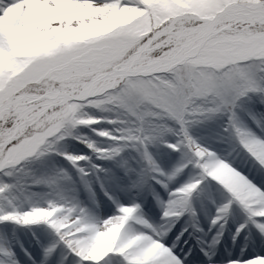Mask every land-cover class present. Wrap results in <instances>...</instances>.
Wrapping results in <instances>:
<instances>
[{
    "label": "rangeland",
    "instance_id": "1",
    "mask_svg": "<svg viewBox=\"0 0 264 264\" xmlns=\"http://www.w3.org/2000/svg\"><path fill=\"white\" fill-rule=\"evenodd\" d=\"M233 1L256 0H155L164 14L169 16L145 36L136 33L141 29L131 31L130 28L138 27L142 21L134 20L144 12L146 4L142 0H136L132 6L125 7H120L117 0L115 6L102 9L89 5L73 8L69 6L71 0H61L59 14L69 18V23L54 33L49 32L46 27L41 29L31 17H27L18 27H14L9 19H0V35L16 37L35 50L31 59L20 61L17 67L0 74V128L13 134L9 139L15 138L16 133L26 139L40 135L39 130L47 122L72 109L81 117L91 116L100 120L96 124L75 128H71L65 120L64 132L61 135L68 134L63 139L57 137L50 141L49 150L42 155L37 154L25 159L18 166L9 169L10 174L0 172V186H7L6 191L0 193V211L24 212L33 207H47L50 202L83 208L94 227L89 228L85 223H81L79 218L63 225L70 228L72 224H80L79 228L65 233L69 238L80 231L90 233L82 242L83 252L107 250L120 239L121 230L133 219L132 213L117 217L112 231H106L104 220L118 215L119 205L139 204L141 215L149 223L156 226L165 224L163 212L168 201L173 199L172 193L198 179L201 174V170L195 166L192 151L186 143L180 144L183 138L180 126L174 121H168L167 125L173 132L147 143L149 155L164 173L163 176L154 174L144 158V146L137 141H116L99 135V132L107 131L111 136H124L127 129L138 126L134 118L118 105H106L102 108L85 106L86 103H94L87 99L88 96L95 95L102 89H97L96 92L84 91L83 77L72 83H54L53 78L46 72L32 74L27 70L38 58L51 55L60 44H81L117 33L126 34L132 41L129 45L132 48L137 45L143 47V41L151 49L150 55L153 59H158L162 54H167L163 50L168 44L185 35L182 29L186 21L200 22L193 15L210 17L225 4ZM29 6L40 15L46 13L39 0H29ZM255 6L258 10H264V2ZM71 18L79 20L76 27L71 26ZM131 21L132 24L127 27L125 22ZM165 25L167 27H164ZM161 27L162 30L152 36V33ZM222 30L227 34L228 46L216 50L212 55L229 57V62L236 67H243L241 62L251 60L256 54L264 55V18L258 15L228 18V22L222 25ZM149 37L151 38L148 39ZM202 64L204 70L211 67L209 63ZM223 68L222 64L216 70ZM259 75L258 73V77ZM104 77H94L91 81L92 87ZM18 79L22 80V83L19 87L12 88ZM48 91H55L57 94ZM26 94L31 97H26ZM260 99L255 94L241 99L236 112L241 126L250 129L257 136L264 137V113L260 106L255 105L260 103ZM197 103L212 106L214 101L200 100ZM45 112L49 113L48 116L36 124L35 121ZM253 116L262 121L261 127L251 124ZM187 128L192 139L201 147L213 151L219 158L243 172L258 187L264 188V168L239 146L230 129L225 110L195 119ZM87 142L101 148L120 147L122 151L114 158L100 159L87 147ZM171 144L178 145L179 150L170 148L168 145ZM68 150H71V155H82L88 159L73 165L66 158ZM183 165L187 166L182 167ZM79 168H84L87 175L80 173ZM178 168L182 170L176 172ZM117 170L121 174L131 173L125 187L120 189L114 187ZM92 178L97 181L102 192L94 207L79 199L80 190L88 186ZM62 197L66 200L62 201ZM229 199V194L218 182L206 180L200 189L191 195L189 209L183 212L191 217L190 223H186L188 217L183 214L167 221L170 231L167 232L165 243L180 257L183 264H231L232 261L242 262L244 259L264 254V234L250 223L246 211L238 203H232L227 214L229 217L225 216L218 223H212L217 209ZM241 225L244 227L241 228ZM15 226H21L22 232L29 236L27 243H18L17 234L13 232ZM127 232L129 235L125 242L126 248H132L140 238L131 234L133 227L130 224ZM57 241L55 231L44 222L32 225L0 223V246L8 247L14 253L18 264H80L79 259L63 243ZM15 244L17 246H14ZM54 244V251L46 255L45 250ZM85 258L89 257L86 255ZM117 259L123 264L122 257L117 256Z\"/></svg>",
    "mask_w": 264,
    "mask_h": 264
},
{
    "label": "snow or ice",
    "instance_id": "2",
    "mask_svg": "<svg viewBox=\"0 0 264 264\" xmlns=\"http://www.w3.org/2000/svg\"><path fill=\"white\" fill-rule=\"evenodd\" d=\"M116 2L117 0H71L69 6L77 8L89 5L95 9H102L115 6ZM39 3L46 9L44 15L33 10L29 6V0H0V19H9L14 27H18L27 17H31L37 26L41 29L46 27L52 33L68 25L69 18L61 16L58 11L61 0H39ZM135 3L136 0H119L120 7L132 6ZM241 10L253 9L250 5L235 4L226 7L225 13L213 22L186 21L182 29L185 35L168 44L163 50L167 54H162L158 59H153L150 55L151 49L143 41H141L143 47L137 45L132 48L129 47L132 43L130 38L126 34L117 33L81 44H60L51 55L38 58L27 70L32 74L46 72L53 78L54 83L60 81L72 83L83 77L85 84L99 73L106 72L107 75L98 80L95 87L89 88L92 92H96L97 89L102 91L88 96L87 99L94 103H86L85 106L102 108L106 105H118L134 118L138 126L127 129L124 136H111L107 131H101L99 135L116 141H137L144 146V158L154 174L164 175L149 155L147 143L173 132L167 125L168 121H174L180 126L183 137L180 144L186 143L192 151L195 166L201 170V174L198 179L172 193L173 199L168 201L163 212L165 224L156 226L149 223L141 215L139 204L119 205V214L104 220L107 224L126 213H132L133 219H130L125 229L121 230L120 239L107 250L83 252L82 242L90 233L80 231L69 238L65 233L74 231L80 224H72L70 228L63 225L75 218H79L81 223H85L89 228L94 227V224L89 219L87 211L75 205L65 206L50 202L47 207H33L24 212L0 211V223L14 222L19 225L47 223L57 234V243H63L79 259L80 264H120L117 256L122 257L123 264H183L180 257L165 243L167 232L170 231L167 221L179 217L188 210L191 195L199 190L206 180H214L226 190L230 199L217 209V215L212 223L216 224L227 216L232 203L236 202L246 211L248 220L264 234V188L258 187L243 172L219 158L213 151L201 147L192 139L187 128L195 119L225 110L230 129L239 146L264 168V137L257 136L250 129L241 126L236 112L241 99L251 94L258 95L261 98L260 103L264 104V55L256 54L251 60L242 61L243 67L234 66L229 62L231 59L229 57L212 55L216 50L228 46L227 34L222 30V25ZM78 23L77 18H71L72 27H76ZM0 40L7 46L6 37H0ZM202 62L209 63L211 67L204 70ZM222 64L224 68L217 71ZM20 83L22 80L18 79L11 87H19ZM200 100H212L214 103L212 106H206L197 103ZM48 114L45 112L35 123L39 124L41 120H45ZM252 119L257 127H261L259 120L254 116ZM65 120L69 122L71 128L100 122L97 117H81L72 109L51 119L39 130L40 135L30 139L19 133L15 134V138L9 139L13 134L0 128V172L10 174L8 170L18 166L25 159L37 154L42 155L49 150L50 141L57 137L63 139L68 134L61 135L64 132ZM168 146L173 150H179L178 145ZM87 147L100 159L114 158L122 151L120 147H97L92 142H87ZM65 155L73 165L88 159L82 155ZM78 170L87 175L84 168ZM181 170L182 168H178L176 172ZM6 188V185L0 186V193H4ZM129 224L133 227L131 234L140 238L132 248H126L125 243L129 235L127 232ZM243 227L244 225H241V228ZM55 248V244L50 246L45 250V254H51ZM86 255L89 258L86 259ZM0 264H18L14 259V253L6 246H0ZM231 264H264V254L255 255L242 262L232 261Z\"/></svg>",
    "mask_w": 264,
    "mask_h": 264
},
{
    "label": "trees",
    "instance_id": "3",
    "mask_svg": "<svg viewBox=\"0 0 264 264\" xmlns=\"http://www.w3.org/2000/svg\"><path fill=\"white\" fill-rule=\"evenodd\" d=\"M142 1L146 4L144 12L138 18H134V20L141 19L142 21L138 27L130 28L132 29L131 31H137L138 29H141L140 32L136 33L138 35L145 36L159 23L167 19L169 15L164 14L160 5L155 3V0ZM133 21L125 22V24L128 27ZM125 24H123V26ZM0 37L6 36L0 35ZM6 40L7 46H5L3 40H0V74L5 73L8 70L10 71L11 69L17 67L20 61L31 59L35 54L34 49L16 37H6Z\"/></svg>",
    "mask_w": 264,
    "mask_h": 264
},
{
    "label": "bare ground",
    "instance_id": "4",
    "mask_svg": "<svg viewBox=\"0 0 264 264\" xmlns=\"http://www.w3.org/2000/svg\"><path fill=\"white\" fill-rule=\"evenodd\" d=\"M256 11H262L263 14H264V10H254V11H247L246 14L247 15H252V14H259V12H256ZM93 85H92V82H89L84 88L83 90L84 91H88L89 88H91ZM256 106H260L261 107V111L264 113V104H260L259 102L255 103ZM254 105V106H255ZM252 124L253 125H257L255 122H253L252 120ZM68 154L71 155V150H68ZM119 170H117V174H116V182H115V185L114 187L116 189H120V188H123L125 187V183L128 182L129 180V177L131 176V173L130 174H121V173H118ZM127 177V178H125ZM100 194H102L101 190H100V187L99 185L97 184V181L92 178L90 179V182L88 184V186H85L84 188H82L79 192V199L80 200H85L89 205H91L92 207H94L96 205V203H98V200H100ZM62 201H65L66 198L65 197H62L60 198ZM108 224V226H107ZM106 224V231H112L113 229V226L115 224V220L114 221H109L107 222ZM13 232H16L17 234V237H18V243H27L29 241V239H27V237H29L27 234L23 233L22 232V227L21 226H15L13 228ZM14 246H17L16 244Z\"/></svg>",
    "mask_w": 264,
    "mask_h": 264
},
{
    "label": "water",
    "instance_id": "5",
    "mask_svg": "<svg viewBox=\"0 0 264 264\" xmlns=\"http://www.w3.org/2000/svg\"><path fill=\"white\" fill-rule=\"evenodd\" d=\"M264 2V0H256V1H254V2H250V1H236V2H231V3H229V4H226L219 12H217L212 18H210V19H207V18H199L200 20H202L203 21V23H210V22H213V21H215V19L218 17V16H220V15H222V14H224L225 13V10H226V7H230V6H232V5H235V4H245V5H250V6H252V9L253 10H251V11H254V10H257L255 7V5H260L261 3H263ZM246 10H241V11H239V12H237L234 16H236V17H238V16H240V15H247L246 14ZM249 12V11H248ZM256 12H259V14H252V15H258V17H260V18H264V14H263V12L262 11H256ZM113 70H115L114 68H113ZM107 75V73L106 72H101V73H99L98 74V76L97 77H99V76H106ZM90 81H88V83H89ZM87 83V84H88ZM87 84H83L82 85V87H85Z\"/></svg>",
    "mask_w": 264,
    "mask_h": 264
},
{
    "label": "clouds",
    "instance_id": "6",
    "mask_svg": "<svg viewBox=\"0 0 264 264\" xmlns=\"http://www.w3.org/2000/svg\"><path fill=\"white\" fill-rule=\"evenodd\" d=\"M74 223H75V221H74ZM75 246V245H74Z\"/></svg>",
    "mask_w": 264,
    "mask_h": 264
}]
</instances>
